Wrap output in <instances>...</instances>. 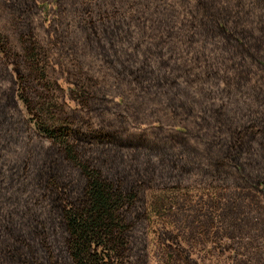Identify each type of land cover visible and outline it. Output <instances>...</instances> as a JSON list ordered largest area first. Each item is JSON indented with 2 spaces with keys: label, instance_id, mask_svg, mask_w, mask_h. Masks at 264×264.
<instances>
[{
  "label": "rangeland",
  "instance_id": "1",
  "mask_svg": "<svg viewBox=\"0 0 264 264\" xmlns=\"http://www.w3.org/2000/svg\"><path fill=\"white\" fill-rule=\"evenodd\" d=\"M253 8V0H0L3 236L14 208L51 217L59 200H82L85 179L51 138L63 131L81 162L105 178L124 173L134 187V264H264V184L229 159L243 142L228 143V126L243 121L236 109L247 104L264 122L263 58L241 34L264 28ZM221 12L240 34L222 24L226 15L214 17ZM159 147L177 159L174 175L132 166ZM2 253L0 264H15Z\"/></svg>",
  "mask_w": 264,
  "mask_h": 264
},
{
  "label": "trees",
  "instance_id": "2",
  "mask_svg": "<svg viewBox=\"0 0 264 264\" xmlns=\"http://www.w3.org/2000/svg\"><path fill=\"white\" fill-rule=\"evenodd\" d=\"M253 2L254 8L258 9L260 16L264 18L262 0H253ZM223 13L214 15V17L217 19L221 15H226L221 21L225 27L231 21L234 23L231 13ZM235 26H228L232 35H238L241 32ZM262 26L260 21L259 35L250 31H242L241 34L244 40H252L254 46H249L255 47L256 52H261L260 55L264 63V45L260 46L264 40ZM215 27L217 28L216 25ZM219 34H225L232 39L225 31L208 29L210 36ZM247 49L249 48L246 46L244 50L238 52L240 55H244L245 52H248ZM233 52H237L236 47ZM259 79L264 82V76ZM259 100L258 104L261 106L264 102V94L260 95ZM3 110L4 105L0 103V115L4 113ZM234 112H243L240 115L243 117V121L236 127L228 126V143L235 147L236 141H241L243 145L240 144L236 155L233 158L229 156V159L236 163L241 173L248 176L251 182L256 185L260 182L264 184V122L257 119L258 113H255L251 107H247V104L243 110L238 108ZM226 114L231 115L229 112ZM54 134L51 137L52 141L58 144L67 163L77 169L85 179L86 183L81 192L82 200L70 203L66 200L67 202L63 206L59 200L60 206L59 208L55 207L56 209L51 212L54 215L51 217H46L45 212L36 210V207L32 209L29 206L26 211H21V207L20 209L14 208L10 214L11 220H14L8 224L11 237L6 239L3 236L5 225L0 232V252L4 253L6 260L15 264H19L20 261L22 264H27L25 262L31 264H134L135 260L131 258V237L134 227L131 214L137 212L138 208V199L133 192L134 187H126L127 177L124 173H120L119 178H105L100 170L93 169L89 164L81 162L74 146L66 141L67 135L63 134V131ZM119 145L122 148L126 143ZM160 149L159 147L148 150L147 157L137 159V163L132 166L140 173L146 168L149 171L160 169L166 175H174L177 170L175 162L177 159L173 160L167 154L168 152L161 153ZM246 153L250 154V159L243 162L242 157H245ZM138 162L140 163L138 164ZM162 166H164L163 170ZM56 175L53 174L51 178V186L54 190L60 191V185L55 179ZM224 178L228 179V177ZM235 180L232 179V183H236ZM68 181L71 184V180L68 179ZM14 199L13 195L11 199H8V204L15 206ZM24 214H29V217L25 224H21ZM54 216L61 220L62 226L56 224V219L52 218ZM5 217L4 203H0V221H3ZM21 226H26L27 230L20 231ZM35 238L41 239V243L36 246L34 245ZM59 252H62L63 255L66 252L67 255L65 258H60ZM30 255L35 258L30 259Z\"/></svg>",
  "mask_w": 264,
  "mask_h": 264
}]
</instances>
